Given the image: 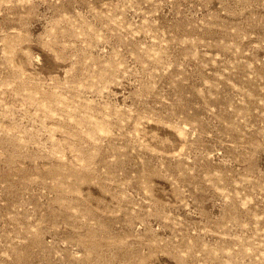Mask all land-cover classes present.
I'll return each instance as SVG.
<instances>
[{"label": "rangeland", "instance_id": "obj_1", "mask_svg": "<svg viewBox=\"0 0 264 264\" xmlns=\"http://www.w3.org/2000/svg\"><path fill=\"white\" fill-rule=\"evenodd\" d=\"M0 264H264V0H0Z\"/></svg>", "mask_w": 264, "mask_h": 264}]
</instances>
